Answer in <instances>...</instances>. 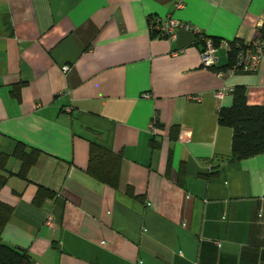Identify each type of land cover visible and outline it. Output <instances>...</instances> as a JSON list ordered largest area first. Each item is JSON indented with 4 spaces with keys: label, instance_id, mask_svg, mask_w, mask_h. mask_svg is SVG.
<instances>
[{
    "label": "crops",
    "instance_id": "obj_1",
    "mask_svg": "<svg viewBox=\"0 0 264 264\" xmlns=\"http://www.w3.org/2000/svg\"><path fill=\"white\" fill-rule=\"evenodd\" d=\"M176 2L0 0V152L13 173L16 143L40 152L0 188L13 207L1 237L30 264H264V154L229 161L217 119L238 86L264 105V56L227 73L219 45L214 71L198 38L264 42V0ZM167 16L194 29L152 35ZM89 141L121 153L117 189L87 172ZM39 184L56 196L36 206Z\"/></svg>",
    "mask_w": 264,
    "mask_h": 264
},
{
    "label": "trees",
    "instance_id": "obj_2",
    "mask_svg": "<svg viewBox=\"0 0 264 264\" xmlns=\"http://www.w3.org/2000/svg\"><path fill=\"white\" fill-rule=\"evenodd\" d=\"M236 41L232 40L231 42ZM214 42L218 43L215 40ZM235 53L236 47L231 45L229 48L230 62L222 70H226L233 64ZM210 68L214 71L220 70L214 66ZM232 95L231 105L220 108L217 118L220 125L232 129L231 150L227 159L237 161L264 154V105H249L242 86L235 87L232 90ZM174 133L175 127H172L170 134ZM88 151L87 172L100 182L117 189L120 181L121 153L112 152L95 141H89ZM39 153V150L35 148L27 149L24 144L16 143L11 155L18 158L21 163L19 170L13 173L7 169L10 154L0 152V188L5 185L9 174H16L27 179V171L36 162ZM125 191L135 198H140L139 195L134 194V189L131 186H126ZM55 196L54 191L39 184L33 197V203L36 206H41L46 198ZM12 213L13 207L0 201V264L30 263L29 255L25 249L10 246L2 241V229L8 223Z\"/></svg>",
    "mask_w": 264,
    "mask_h": 264
},
{
    "label": "built area",
    "instance_id": "obj_3",
    "mask_svg": "<svg viewBox=\"0 0 264 264\" xmlns=\"http://www.w3.org/2000/svg\"><path fill=\"white\" fill-rule=\"evenodd\" d=\"M182 0H177L175 3L176 8L182 7ZM178 29H191L194 27L188 23H184L179 21L172 16H167L164 19H160L157 17H152L149 22V30L152 33H156L159 36L166 37L168 39H172L175 37V33ZM198 38L202 41L203 47L200 50V61L202 66L211 67L216 63V52L219 45H223L228 49L231 45L236 47V53L234 62L231 66H229L225 71L227 73H234L237 71L243 72H255L258 69L261 58L264 56V42L261 38H253L246 42L239 43L231 42L227 40H220L218 43H215L214 40L202 33H198ZM69 70L68 65L62 66V71L66 72ZM224 73L223 71L217 72L218 75ZM225 89L218 90L214 93V97L216 99H221L223 95L226 93ZM192 99L200 101L201 98L192 96ZM149 128L151 131L155 132L156 122L152 120L149 124ZM177 139L181 142H188L191 140L190 132L188 130H181L178 134ZM47 223H51V218L48 217ZM30 264V263H26Z\"/></svg>",
    "mask_w": 264,
    "mask_h": 264
}]
</instances>
